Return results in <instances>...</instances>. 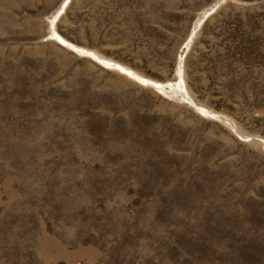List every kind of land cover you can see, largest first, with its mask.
<instances>
[{"label":"rangeland","instance_id":"rangeland-1","mask_svg":"<svg viewBox=\"0 0 264 264\" xmlns=\"http://www.w3.org/2000/svg\"><path fill=\"white\" fill-rule=\"evenodd\" d=\"M0 264H264V0H0Z\"/></svg>","mask_w":264,"mask_h":264},{"label":"bare ground","instance_id":"bare-ground-1","mask_svg":"<svg viewBox=\"0 0 264 264\" xmlns=\"http://www.w3.org/2000/svg\"><path fill=\"white\" fill-rule=\"evenodd\" d=\"M55 37V36H54ZM174 88V92H176V93H179L180 92V89H179V85H178V83L177 82H174V83H172V86H171V88ZM173 88H172V90H173Z\"/></svg>","mask_w":264,"mask_h":264}]
</instances>
